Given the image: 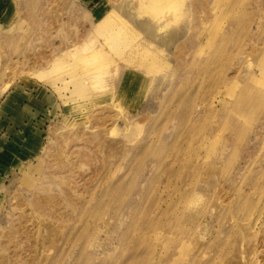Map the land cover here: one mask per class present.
<instances>
[{
  "label": "rangeland",
  "instance_id": "rangeland-1",
  "mask_svg": "<svg viewBox=\"0 0 264 264\" xmlns=\"http://www.w3.org/2000/svg\"><path fill=\"white\" fill-rule=\"evenodd\" d=\"M136 1L105 5L156 45L149 59L163 65L149 75L124 61L130 49L113 52L121 37L98 33L108 11L91 19L85 0L2 1L13 20L0 29V107L12 78V89L51 85L65 103L53 82L70 78L73 57L102 50L110 73L92 95L63 83L79 107L46 123L35 147L24 144L36 131L21 127L27 119L0 115V264H264V0H184L164 33ZM128 69L148 83L132 105L116 94ZM115 95L141 128L103 124ZM142 139L154 153L135 152Z\"/></svg>",
  "mask_w": 264,
  "mask_h": 264
},
{
  "label": "bare ground",
  "instance_id": "bare-ground-1",
  "mask_svg": "<svg viewBox=\"0 0 264 264\" xmlns=\"http://www.w3.org/2000/svg\"><path fill=\"white\" fill-rule=\"evenodd\" d=\"M94 1H96V0H89V3H92ZM136 2H137L136 13L138 14V17H140V18L141 17L152 18L154 21L155 20L158 21L157 22L158 32L164 33L169 29L170 25L174 24L177 21V19L179 18L178 10L182 6L184 0H137ZM106 3H107V0H102L100 5H98L94 9V12L100 13V14H105L108 11V13L110 14V18H108V19L106 18L105 20L102 21L101 24H103L102 25L103 27L97 29L98 33L109 35L110 38L108 41H111L113 37H115V38L121 37L122 38L121 46L118 48H115L113 50V52L118 54V50L120 48L122 49L123 52L127 49H130L129 51H131L133 49L134 54L139 53L140 55H142V51L145 53L152 52V47L156 46V45L153 42L148 41L146 38L144 40H140L141 34L139 33V31L136 28L132 27L124 19H122L119 16L120 13H119V15H117V13L111 12L110 11L111 9H108L107 5H105ZM130 4H132V3H130ZM3 7H4V5H3ZM0 11H2V9ZM170 16L172 17L171 21L169 23L164 22L166 19L168 20V18H170ZM4 18L6 19L7 15H5ZM154 21H153V23H155ZM128 22L131 23V21H129V20H128ZM124 43H126V44H124ZM136 43L138 44L137 46H136ZM73 46H75V45H73ZM91 51H93V50H91V49L88 50V52H91ZM94 53L95 52H93V54ZM91 55H89L87 57L86 56L85 57L84 56L73 57L74 64L66 61L68 63V66H69V68L65 69L66 75L70 77L69 79L71 81L77 80V77L79 75H77L75 73H80L83 69H86V70H84V72L86 73L87 76L84 77L83 79L79 80V82L82 83V88L81 87L79 89L76 88L77 92L80 93L81 95H84V96L92 95L93 91L96 89L95 88L96 86L98 87L101 85V87H104L106 84L105 83V78H106L105 76L107 73L108 74L110 73V71H108L109 63L107 62V58H109V57H107V55L102 50L100 52H96L92 56ZM143 56L145 57L147 55H143ZM104 57H105V60L103 59ZM113 60L114 59H111V61H113ZM144 60H146V59H144ZM144 60L141 63V65H139L140 67L144 66V64L147 63V61H144ZM82 61H86V66L81 65ZM128 62L134 63V60L132 59L130 61V59H129ZM159 66L160 65L158 62H152L151 66L146 69V73L149 75L151 72H157V68ZM118 71H119V68L114 72L115 76H117ZM158 71H160V70H158ZM65 79H68V78L61 77L59 79H56L53 83H57L59 80H65ZM14 81H15L14 78H12L11 80L7 81L5 86H3L4 87L3 92H7L6 93L7 98L4 100L3 105L0 107V115H4L7 112H11V109H10L11 104L10 103L13 99H15V98L19 99V100L28 99L30 103L28 106H26V108L16 107L17 110L13 111V113H14V117H15V120H16L18 125H20L19 123H21L22 121L27 119L29 124L25 125L23 123V124H21V127L31 129V126H32L31 124H32L33 120H36L39 112H43L44 103H47V98L44 95H41L42 91L45 89L43 88L42 85H39V89H36L37 83H34L31 80H26L24 82V83H26L25 87H23L21 84H18L16 87V90H12V85H13ZM252 81H255V80L252 79ZM30 84L31 85L33 84L32 88H35V89L29 88ZM26 88L30 89L31 91L26 92L24 90ZM36 92L38 94L37 96L34 95V93H36ZM100 92H101V90H100ZM95 93H97V91ZM63 97H66L68 99V95H66L65 93L62 94V98ZM91 98H93V96H91ZM67 99L65 102L66 107H67L66 111H68L66 117L70 113H72L73 109L77 110L79 107V105L77 103H74L73 106L69 105L67 102ZM110 103H112L113 107L111 109L113 110L114 113L109 114L107 117H104L102 122L104 125L105 124L107 125L108 123H111L113 125L112 126L113 127L112 128L113 134L116 132V126L118 127L120 122L121 123L123 122L126 125L125 127L127 128V131H129V132L132 129L141 128L142 124L140 123V121L143 120L142 118H139L138 120H132L130 118H127V117H125L126 115H125V111H124L123 107L120 106L116 102V100H114V98L111 100ZM54 105H55L54 106L55 108H54L52 113L56 112L58 107H59L57 105V103H54ZM31 107L36 108V112L32 111ZM69 111H71V112H69ZM119 111H120V113H119ZM66 117H65V120L68 119V118L66 119ZM38 123H39V127H41V129H37L35 132H30V138H28L27 141L24 142V144L28 145L29 147H35L42 142L41 134L43 132L42 128L45 125V121L40 120V122H38ZM101 125H102V123H101ZM102 131L104 132V130H101V132ZM98 132H100V131H98ZM107 134L109 135L110 133L108 132ZM99 135H101V134L99 133ZM126 137H129V136L127 135ZM111 140L109 141V142H111L109 144H106V142H105L106 146L110 147L112 145V143H114L112 145L113 147L111 150H113L114 152L119 151L117 149L118 148L120 149L121 147L115 148V146H114L115 140H114V142H113V140L112 141ZM101 141H103V140H101ZM101 141H100V143H102ZM2 142H3V140L0 138V155L2 154L1 153V151H2L1 147L3 145ZM100 143H99V146L101 145ZM153 143H154L153 141L142 139L140 141V144H138V146L136 145L137 148L135 149V152L136 153H142L143 152L145 155L146 154L148 155L149 153L152 152V150H151V148H152L153 153H154V146H155V144L157 145V143H154V144ZM162 146H164V145H162ZM122 148H123V146H122ZM131 149L127 148L126 150L130 151ZM153 153L151 155H153ZM137 165H138V162H137ZM122 184H124V183H122L120 181L119 183L108 187V189H107L108 194L115 196V195H118L119 193H121L122 192V190H121ZM113 196H111V198H113ZM122 223L123 222H121V224Z\"/></svg>",
  "mask_w": 264,
  "mask_h": 264
},
{
  "label": "crops",
  "instance_id": "crops-1",
  "mask_svg": "<svg viewBox=\"0 0 264 264\" xmlns=\"http://www.w3.org/2000/svg\"><path fill=\"white\" fill-rule=\"evenodd\" d=\"M2 1L3 0H0V10L2 9ZM88 4H89V0H85ZM102 2V0H96L94 2H92L91 4H89V6H86V7H91V8H87V13L89 15V17L92 19L93 18V14H94V9L100 5V3ZM86 4V3H85ZM6 12L7 11H1V14H0V17H5L6 15ZM13 16L11 17H8L6 22L3 20H0V29H4L6 27V25H9L13 18ZM2 21V22H1ZM3 25V26H2ZM138 52V51H137ZM131 56H129L128 58L130 59V61L133 59L134 60V63L137 62V66L141 65V63L144 61H147V63L144 64V66H142L141 68H144L145 70L147 68H149L151 66V63L152 62H158L159 65H163V63L161 62L160 59H158V57H151V59H149V55H152V52L150 53H145L142 51V55H140L139 53L137 54H134L133 52V49L131 50ZM143 55H147V56H143ZM134 56L137 57L136 59H134ZM143 56V59H138V57H142ZM156 58V59H155ZM128 59V61H129ZM126 63H129L127 61V59L124 60ZM115 63V62H114ZM134 63H129V64H134ZM140 63V64H139ZM140 67V66H139ZM119 68V65L116 63L115 66H114V69L111 70V72H115L117 69ZM116 69V70H115ZM119 72V71H118ZM84 75H79L77 77V82H74V81H70L69 79H65V80H59L57 83H62L60 84L59 88H60V91L59 93L62 94V93H65L67 95V90H63L65 88V86L67 87V85H64L63 83H81L79 82V80L83 79L84 77H86V73L83 72ZM36 83H39L40 85L43 86V88L45 89V96H47V103L44 104L43 106V112H39L38 115H37V118L36 120H33L32 122V126L31 128L34 129V130H37V129H41V127H39V123L40 120H44L45 121V125L46 123L48 122H53L56 118H60L62 120L65 119V114L67 113L66 111V104L63 103L62 100H60L58 94L55 92V90H53L52 86L51 85H44L43 83L35 80ZM145 82V83H144ZM48 83V82H47ZM52 83V82H50ZM119 89L118 91L116 92V94L120 91L122 93V96L123 98H121V102L119 99H117V97H119L118 95H115L113 96L114 99H116V102H120V103H128L129 105H132V104H136V99L139 97V95L142 93L143 89L145 87L148 86V83H147V80L146 78L144 79L143 76L141 75L140 72H138L137 70H134V69H128L126 71L123 72L119 82ZM23 87H25L24 85H22ZM51 86V87H50ZM17 87V86H16ZM32 89H35V88H32ZM36 89H39V86H37ZM12 90H16V88L12 89ZM26 92H30L31 90L26 88L24 89ZM63 90V91H62ZM48 92V93H47ZM140 93V94H139ZM139 94V95H138ZM35 96H37V92L34 93ZM7 96V95H6ZM117 96V97H116ZM138 96V97H137ZM137 97V98H136ZM7 98V97H6ZM128 99V100H127ZM18 101L19 99H13L11 101V106H10V109H11V113L13 114V116L11 117L10 120H15V117H14V113L13 111H16V107H19L21 108V104H18ZM29 102V100H28ZM57 103L59 105V113H60V116L59 117H56L52 112L54 110V103ZM30 103V102H29ZM33 111V110H32ZM34 112H36V108L34 109ZM46 113V114H45ZM131 113V112H130ZM52 115V116H51ZM49 116V117H48ZM8 117V116H7ZM36 121V122H35ZM44 128V126H43ZM42 128V129H43Z\"/></svg>",
  "mask_w": 264,
  "mask_h": 264
}]
</instances>
